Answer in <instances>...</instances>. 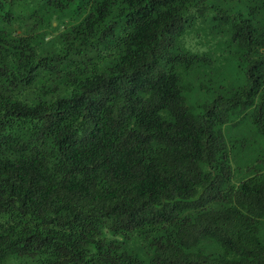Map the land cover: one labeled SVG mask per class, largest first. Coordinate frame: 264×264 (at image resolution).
I'll use <instances>...</instances> for the list:
<instances>
[{"label": "trees", "instance_id": "1", "mask_svg": "<svg viewBox=\"0 0 264 264\" xmlns=\"http://www.w3.org/2000/svg\"><path fill=\"white\" fill-rule=\"evenodd\" d=\"M74 1L0 0V264H264V160L236 177L213 129L241 100L182 94L205 0H81L55 22Z\"/></svg>", "mask_w": 264, "mask_h": 264}, {"label": "rangeland", "instance_id": "2", "mask_svg": "<svg viewBox=\"0 0 264 264\" xmlns=\"http://www.w3.org/2000/svg\"><path fill=\"white\" fill-rule=\"evenodd\" d=\"M199 6L192 9L185 24L198 44V52L206 58L191 72L178 68L185 86L182 94L185 103L192 105L195 111L201 103L217 98L241 100V106L234 109L227 122L213 125V129L220 128L221 141L235 176L244 177L255 167L262 166L264 160V113H260L257 105L259 93L246 91L251 89L250 69L255 67V62L264 64L261 62L264 0H205L204 7ZM85 11L83 2L75 0L60 18H56V14L54 21H69L70 17ZM26 20L28 25L32 24L29 16ZM95 61L98 66L103 63ZM80 66L85 64L82 62ZM261 83L258 86H264ZM249 96L253 97V104L245 105Z\"/></svg>", "mask_w": 264, "mask_h": 264}]
</instances>
